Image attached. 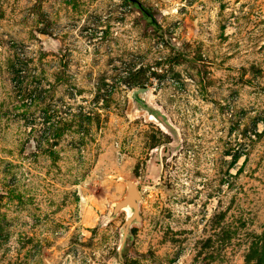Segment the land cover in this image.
Returning a JSON list of instances; mask_svg holds the SVG:
<instances>
[{
    "label": "rangeland",
    "instance_id": "rangeland-1",
    "mask_svg": "<svg viewBox=\"0 0 264 264\" xmlns=\"http://www.w3.org/2000/svg\"><path fill=\"white\" fill-rule=\"evenodd\" d=\"M135 1L0 0V264H264V0Z\"/></svg>",
    "mask_w": 264,
    "mask_h": 264
},
{
    "label": "water",
    "instance_id": "water-1",
    "mask_svg": "<svg viewBox=\"0 0 264 264\" xmlns=\"http://www.w3.org/2000/svg\"><path fill=\"white\" fill-rule=\"evenodd\" d=\"M128 1L130 3L135 2V0H128ZM123 182L125 184V192L119 200L111 204L110 211L108 214V217L111 218L115 216L119 210H125L126 212V219L121 226V240L119 243L118 251H120L125 241V238L129 235V228L133 224L139 223L140 220L139 217L140 195L137 190V187L135 183L129 181L128 179H123Z\"/></svg>",
    "mask_w": 264,
    "mask_h": 264
},
{
    "label": "trees",
    "instance_id": "trees-1",
    "mask_svg": "<svg viewBox=\"0 0 264 264\" xmlns=\"http://www.w3.org/2000/svg\"><path fill=\"white\" fill-rule=\"evenodd\" d=\"M130 5H132L136 11H138L141 15V17L143 18V20L149 25L151 26L154 30L156 31H160V27L159 25L155 22V20L152 17L151 11L144 7V5L138 3V2H133L130 3Z\"/></svg>",
    "mask_w": 264,
    "mask_h": 264
}]
</instances>
